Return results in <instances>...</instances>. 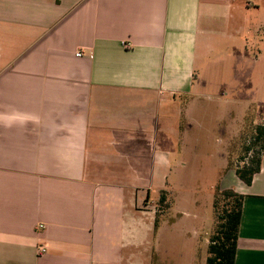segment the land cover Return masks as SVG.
I'll list each match as a JSON object with an SVG mask.
<instances>
[{"label": "crops", "instance_id": "1", "mask_svg": "<svg viewBox=\"0 0 264 264\" xmlns=\"http://www.w3.org/2000/svg\"><path fill=\"white\" fill-rule=\"evenodd\" d=\"M257 1L0 0V264H148L150 235L157 264L179 207L201 205L181 180L215 171L208 194L228 175L244 197L234 264H264V156L250 185L226 170L233 128L213 152L223 96L196 73L214 39L261 32ZM259 85L227 96L236 118L264 108Z\"/></svg>", "mask_w": 264, "mask_h": 264}, {"label": "rangeland", "instance_id": "2", "mask_svg": "<svg viewBox=\"0 0 264 264\" xmlns=\"http://www.w3.org/2000/svg\"><path fill=\"white\" fill-rule=\"evenodd\" d=\"M255 3L257 10L252 9L251 13L255 12L253 15L259 16L264 22V0ZM260 26H262L261 32L254 37L248 35L247 30H244L241 34H235L234 38L214 39L212 42L213 49L206 52L201 50L196 60V73L198 77L201 75L199 81L201 80L200 83H203V89L210 96L216 97L220 94L223 96V99L212 100L210 117L208 118V122L211 125L210 144L212 151L215 152L220 148L219 141L222 140L220 127L223 126V151L225 136L233 132L227 141L229 145L227 149L231 153L233 160L238 159V153L235 154V151L239 134L245 123L249 121L253 122V124L264 123V108L259 109L258 115L255 112L253 113V111V114H251L252 108H249L244 115H239L236 118L231 109V102L235 100L227 97L236 92L237 86H240V92H246L247 86L250 84L253 85L260 82L259 86L261 87V83L264 81V23ZM244 51L245 53H243ZM254 55H261L262 58L257 60ZM224 93L227 95H223ZM245 94L253 95L251 92ZM234 118L236 120H233ZM232 120L233 123L231 124ZM229 126H231V129L233 128L232 132L229 131ZM192 168L193 164L186 166L187 171ZM199 169L202 170V165L196 163L192 173L194 170ZM215 169H213V172ZM215 175L216 171L212 173L211 179L190 177L181 180L182 187L186 188H183L182 191L190 189L191 191L199 190L201 192V205L197 204L199 210L196 212L193 211L190 203L181 204L179 211L182 210L180 213L183 216L179 218L178 224L172 231L163 233L160 252L158 256L156 255L157 264H204L208 237L213 224V195L208 194L207 185L216 181L214 179ZM231 180H234V178L231 179L228 175L223 178V189L227 186H232ZM173 193L167 192L170 205L173 203ZM154 207L157 210V203L154 204ZM196 216L201 217V221H195ZM150 236L148 264L156 261L155 254L150 249Z\"/></svg>", "mask_w": 264, "mask_h": 264}, {"label": "trees", "instance_id": "3", "mask_svg": "<svg viewBox=\"0 0 264 264\" xmlns=\"http://www.w3.org/2000/svg\"><path fill=\"white\" fill-rule=\"evenodd\" d=\"M236 153L238 159L233 160L231 155L226 170H234L240 181L250 185L254 175L260 171L264 156V123H245L238 137ZM212 191L213 224L204 264H234L244 197L232 189H221L218 184ZM168 199L167 192L161 191L155 212L154 231L162 217L170 211Z\"/></svg>", "mask_w": 264, "mask_h": 264}, {"label": "built area", "instance_id": "4", "mask_svg": "<svg viewBox=\"0 0 264 264\" xmlns=\"http://www.w3.org/2000/svg\"><path fill=\"white\" fill-rule=\"evenodd\" d=\"M127 45V44H126ZM81 55V53L80 52H77L76 53V56H80ZM43 226L42 225H39V228H42ZM38 252H39V254H43V253H45L46 252V248L45 247H39L38 248Z\"/></svg>", "mask_w": 264, "mask_h": 264}]
</instances>
